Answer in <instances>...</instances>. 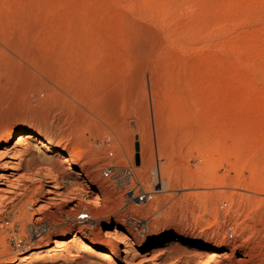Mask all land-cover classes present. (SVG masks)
Wrapping results in <instances>:
<instances>
[{"label":"rangeland","instance_id":"rangeland-1","mask_svg":"<svg viewBox=\"0 0 264 264\" xmlns=\"http://www.w3.org/2000/svg\"><path fill=\"white\" fill-rule=\"evenodd\" d=\"M22 129L53 149L31 188L63 151L102 199L4 202L0 262L76 234L123 264L111 233L134 264H264V0H0V135Z\"/></svg>","mask_w":264,"mask_h":264},{"label":"bare ground","instance_id":"bare-ground-1","mask_svg":"<svg viewBox=\"0 0 264 264\" xmlns=\"http://www.w3.org/2000/svg\"><path fill=\"white\" fill-rule=\"evenodd\" d=\"M13 140L15 142L12 144ZM33 144H37L45 152L51 153L53 151L49 141L26 129L7 131L0 135V207H2L4 202H13L17 197H22L25 204L32 206V197L42 194L44 201L37 207L36 212L38 213L41 210L55 207L59 202L67 201L71 204L76 203L70 208L71 211H74L80 202H86L89 205L91 208L90 212H84L79 215L86 213L91 218L96 215L99 202L102 199L101 196L97 193L96 189V193L94 191L88 197V193L84 187V180L80 178L82 176L81 173L72 169L74 161L70 156L64 155L63 151L57 155L51 167L44 169L46 173L45 177L48 179L46 181L47 184L31 188L34 183L32 176L29 174V171L33 168L32 162L34 161V155L32 154ZM24 157L30 158L25 164H22L20 159ZM65 165L68 167L65 168ZM60 170H64L67 176L73 180L74 183L71 188L64 189L60 184V179L63 178V176L58 174ZM107 173L108 171H105V175ZM40 220L41 218L38 214L35 221L39 222ZM103 237L107 241L113 240L116 251L120 255H123L121 257L123 264H134L133 260L135 256L133 255V248L127 241L128 238L126 236L115 239L114 234L107 233ZM179 246H181L179 242L174 245L175 248ZM213 250L209 255L207 254L208 259L202 264H212L217 257L225 258L228 255L226 250L221 254L219 253L220 250L214 247ZM95 259L104 261L105 264H116L112 256L108 254V250L97 248L91 242L73 234L70 236L57 235V239L54 240L51 247H43L27 255H20L13 264H32L39 260L52 264H71L74 262L90 264L92 263L90 260ZM237 261H241V259ZM0 264L10 263L4 261L0 262Z\"/></svg>","mask_w":264,"mask_h":264},{"label":"built area","instance_id":"built-area-1","mask_svg":"<svg viewBox=\"0 0 264 264\" xmlns=\"http://www.w3.org/2000/svg\"><path fill=\"white\" fill-rule=\"evenodd\" d=\"M105 176H106V175H105ZM86 217H87V216H86ZM86 217H85V218H86Z\"/></svg>","mask_w":264,"mask_h":264}]
</instances>
